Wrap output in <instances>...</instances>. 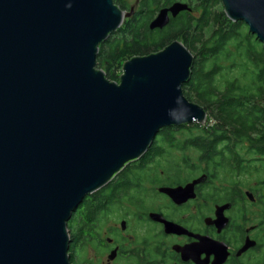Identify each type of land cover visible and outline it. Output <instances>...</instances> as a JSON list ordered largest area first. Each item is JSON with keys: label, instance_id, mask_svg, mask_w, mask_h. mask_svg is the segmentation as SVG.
I'll return each mask as SVG.
<instances>
[{"label": "water", "instance_id": "1", "mask_svg": "<svg viewBox=\"0 0 264 264\" xmlns=\"http://www.w3.org/2000/svg\"><path fill=\"white\" fill-rule=\"evenodd\" d=\"M222 1L264 48V0ZM185 10L161 8L150 29ZM133 13L115 0H0V264H71L68 221L87 196L162 128L207 122L184 93L195 56L179 39L126 60L119 82L97 68L99 45Z\"/></svg>", "mask_w": 264, "mask_h": 264}, {"label": "flooded vegetation", "instance_id": "2", "mask_svg": "<svg viewBox=\"0 0 264 264\" xmlns=\"http://www.w3.org/2000/svg\"><path fill=\"white\" fill-rule=\"evenodd\" d=\"M172 127L182 126L165 128ZM166 132L157 134L150 147L153 153L165 151L161 139ZM169 132H175L178 142L172 146L173 161L160 162L161 154L147 160L151 156L145 154L129 162L111 180L130 178L121 194L108 195L99 204L92 202L93 193L75 211L79 214L69 247L71 264H254L260 258L264 211L253 189L240 194L234 184L222 183L216 164L179 135L196 131ZM166 187L185 189L175 198L161 190ZM90 202L91 209L85 210ZM84 213L88 216L83 238L78 225ZM247 240L255 244L241 252ZM225 252L227 258L221 262Z\"/></svg>", "mask_w": 264, "mask_h": 264}, {"label": "trees", "instance_id": "3", "mask_svg": "<svg viewBox=\"0 0 264 264\" xmlns=\"http://www.w3.org/2000/svg\"><path fill=\"white\" fill-rule=\"evenodd\" d=\"M176 1L179 0H140L139 8L99 45L97 68L104 69L109 80L119 82L126 60L157 52L174 40H181L195 56L191 78L183 85L184 93L207 110L209 122L162 128L168 130L161 139L162 147L178 144L173 137L175 132L169 131H196L183 135L191 140L187 145L198 146L205 160L218 168H231L230 179L221 175L222 183L234 184L236 192L241 194L247 160L253 158L250 160L258 164L264 160L261 159L264 156V48L250 41V37L258 38L243 21L234 22L226 15L222 0H186L194 11L180 13L162 29H150V21L157 12ZM115 3L129 10L124 0ZM152 149L146 153L151 156L147 160L164 153L163 150L153 153ZM128 180L123 176L112 181L110 186L95 192L92 202L100 204L108 195L121 194ZM252 189L264 211V188ZM84 209L90 210L91 202ZM79 216L82 217L79 234L84 238L88 214ZM257 260L261 263L260 258Z\"/></svg>", "mask_w": 264, "mask_h": 264}, {"label": "rangeland", "instance_id": "4", "mask_svg": "<svg viewBox=\"0 0 264 264\" xmlns=\"http://www.w3.org/2000/svg\"><path fill=\"white\" fill-rule=\"evenodd\" d=\"M184 1H186V0H184ZM124 2L127 4V7L129 8L128 11H130V9L133 8L134 12H135L139 8L140 0H124ZM223 7H224V5H223ZM197 13H199V12H197ZM127 18L128 17H125L124 21ZM250 41L253 44H255V45L261 44V48L263 47V43H261L260 41L256 40V38L254 39L253 37H250ZM102 70H104V69H102ZM262 103L264 104V102H262ZM208 122H209V119L204 124H207ZM182 134L185 135L184 133H181L179 135H182ZM172 146H174V145H172ZM172 146L168 145V144L165 145L166 149H165L164 153L162 154V156L160 158V159H162V161L159 160L160 162L163 163V162H166V161H173V159H169L171 156H173L175 154L174 150L172 149ZM258 157H260V156H258ZM228 158H232V155H229ZM263 158H264V156L261 157V159H263ZM250 159H253V158H250ZM250 159L247 160L248 162L245 165L246 174L243 175L242 178H241L242 181L245 184L244 189L250 190V189H252V187L254 188L256 186L264 188V184H263V180H264V166L260 165L261 162H262V164L264 163V160H261L259 162V164H258L257 162L254 163ZM219 170L221 172V175H226V178L228 177L230 179L231 175H229L228 173L230 172L231 168H228V166H225L224 168L223 167L219 168ZM78 214H79V211L78 212H74L72 217H71V220L68 221V228L70 229L71 238H73V232L75 230V223L77 221ZM69 256H70V253H69ZM260 260H261V263H260V261L257 260L254 264H262V262L264 261V253L261 254ZM263 264H264V262H263Z\"/></svg>", "mask_w": 264, "mask_h": 264}]
</instances>
